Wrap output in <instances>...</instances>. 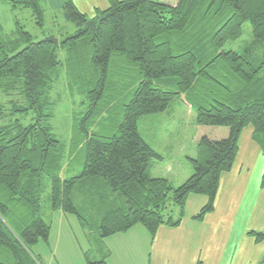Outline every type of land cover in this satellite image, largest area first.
Segmentation results:
<instances>
[{
	"label": "trees",
	"instance_id": "1",
	"mask_svg": "<svg viewBox=\"0 0 264 264\" xmlns=\"http://www.w3.org/2000/svg\"><path fill=\"white\" fill-rule=\"evenodd\" d=\"M1 2L11 11L30 10L36 27H44L41 0ZM107 2V9L89 17L66 0L58 12L75 34L57 43L52 38L34 43L17 20L12 37L0 25V122L15 113L35 114L25 127L18 121L0 125V264H40L32 247L48 241L43 204L75 215L99 245L102 257L88 264H108L103 244L116 235L133 233L144 242L149 235L150 249L160 228L181 225L189 196L207 199L194 222L214 211L220 178L234 166L244 129L252 128L264 156V0H178L172 6L159 0ZM244 23L250 24L255 50L222 51L241 37ZM127 68L136 74L137 86L121 106L118 133L99 135L93 129L111 117L106 92L121 94ZM60 74L70 92L88 88V110L74 115L68 148L49 127V94ZM181 95L195 113L196 154L187 159L189 178L174 187L152 175L162 156L142 139L137 120L165 112ZM248 236L264 241V232Z\"/></svg>",
	"mask_w": 264,
	"mask_h": 264
},
{
	"label": "rangeland",
	"instance_id": "2",
	"mask_svg": "<svg viewBox=\"0 0 264 264\" xmlns=\"http://www.w3.org/2000/svg\"><path fill=\"white\" fill-rule=\"evenodd\" d=\"M159 1L170 6L174 3V0ZM53 14V11H45V25L41 29L36 27L30 10L18 9L11 11L7 3H0V25L3 28V32L12 37L15 32L14 21L17 20L24 26V30L32 36L34 43L47 38H52L58 42L75 34L72 24L65 21L61 14L56 16ZM255 47L250 24L244 23L241 37L234 42L226 43L222 51L241 54L247 49L254 51ZM259 53H262V50L258 49ZM56 56L62 60L64 53L57 49ZM127 69L129 72L125 73V75L128 77L125 78L123 85H121V94L117 96L113 91L109 90L106 92L105 96L110 98L111 117L93 129L99 135L111 137L118 133L117 120L121 121L122 119L121 106L130 101L137 86L136 74H133L129 68ZM62 75H59L49 94V102L53 104V119L49 121V127L56 139L65 148H68L72 137L74 115L80 117L82 113L88 110L89 102L86 95L88 88L84 92L76 90V93H72L68 90L65 77ZM10 97L15 99L20 106L26 105V101L24 99L21 101L17 94H12ZM184 98L185 95L176 97L163 113L144 116L137 120L138 132L142 139L163 158L160 162H154L151 170L154 172L152 173L153 176L169 179L174 187L179 186L189 178V176H184L186 175V170L190 174L192 171L187 159L188 157L193 158L196 154L193 142L196 127L195 113L189 106L184 104ZM34 117L35 114L32 111L26 114L15 113L12 116L5 117L4 122H0V125H8L18 121L25 127L33 123ZM163 142L168 144L166 150L160 147ZM81 160L82 155L77 156L76 162L78 164L82 163ZM65 165L63 164L62 178L66 174ZM167 165H170L172 172L168 174L159 172L161 168H166ZM40 217L49 226L48 241H41L32 247V252L39 257L40 264H88L87 261L93 262L102 257L103 251L98 248L99 245L92 243L91 237L87 236L88 232L81 226L75 215L51 211L49 204H43L40 210ZM133 230H138V228ZM139 230L143 234H148L146 233L147 231ZM125 234L108 237L104 241L105 244L103 246L105 245L106 250L110 253L107 263L149 264V235H146L144 242L142 241L144 238L141 239L140 236L134 237L130 235L133 233ZM135 243L138 244V247L131 251L129 258L126 259L127 248Z\"/></svg>",
	"mask_w": 264,
	"mask_h": 264
},
{
	"label": "crops",
	"instance_id": "3",
	"mask_svg": "<svg viewBox=\"0 0 264 264\" xmlns=\"http://www.w3.org/2000/svg\"><path fill=\"white\" fill-rule=\"evenodd\" d=\"M65 1L41 0V5L56 16ZM72 2L89 17L94 16L96 9L108 8L107 0ZM252 132L248 127L241 133L234 166L220 178L214 211L201 223L194 222L192 218L206 205L207 199L189 196L181 225L158 230L150 247L149 264H264V241L256 243L248 236L249 232H264V188L260 187L264 156L252 140ZM167 146V142H163L160 147L166 150ZM159 172L168 174L172 169L167 165ZM189 175L186 170L184 176ZM130 252L127 249L126 259Z\"/></svg>",
	"mask_w": 264,
	"mask_h": 264
},
{
	"label": "water",
	"instance_id": "4",
	"mask_svg": "<svg viewBox=\"0 0 264 264\" xmlns=\"http://www.w3.org/2000/svg\"><path fill=\"white\" fill-rule=\"evenodd\" d=\"M54 43H57V40H54Z\"/></svg>",
	"mask_w": 264,
	"mask_h": 264
}]
</instances>
